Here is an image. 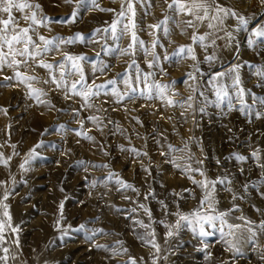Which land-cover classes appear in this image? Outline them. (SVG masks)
<instances>
[{
  "label": "rangeland",
  "instance_id": "1",
  "mask_svg": "<svg viewBox=\"0 0 264 264\" xmlns=\"http://www.w3.org/2000/svg\"><path fill=\"white\" fill-rule=\"evenodd\" d=\"M30 2L41 5L42 12L38 15H46L54 21L46 26H37V35L67 38L81 33L85 36L84 42L62 44L59 52L46 54L47 61L62 60L64 52L84 55L88 59L82 62V66L89 84L93 80L101 84L113 78L117 83L108 86L105 90L107 94L101 93L93 98L90 101L93 107L88 108L82 107L84 102L81 97L65 98L64 90L57 89L53 83H45L50 79L48 71L35 64L20 70L39 77L31 83L34 88L47 93L40 97L46 103H40L29 95L25 84L14 80L3 81V76H13V69L5 68L0 72V84L11 85L0 86V109H7L6 114L0 111V153L4 159L10 157L7 166L0 163V181L4 182L0 184V198L5 189L11 193L5 203L9 205L12 225L19 228L18 247L13 239L7 237L8 244L5 246L10 248L9 255L16 257L10 258L8 264H130V257L135 258L137 264H152L154 250L138 239L145 229L135 224V220L151 224L155 229L162 257L158 264H264L260 252V248H264V233L259 236V247L241 241L243 254L234 256L218 232L201 238L184 228L178 236L168 239L166 228L159 223L161 220L174 223L177 217L173 213L178 210L188 213L199 206L201 189L192 183L188 175L166 162L169 157L160 154L169 151V144L179 149L185 143L192 155V160L187 163H191L193 168L200 167L195 160H203L202 167L208 177L215 179L227 175L232 180L230 185L218 184L216 192L220 211H227L234 204L239 205L238 210L228 217L229 223L244 225V221L238 219L240 216L255 224L264 220V198L260 195L264 186L252 187L260 179L261 170L251 157V152L256 150L261 154L260 162L264 163V116L257 118L254 114L264 106L257 103L253 114L248 115L237 110V101L233 102L235 107L230 112L224 106L226 114H222L221 107L215 104L203 105L205 97L215 99L208 84L212 73L225 70L237 62L264 64V45L257 49L248 44L253 31L264 26V0H220V3L246 16L249 23L246 29L236 31V20L229 18L225 21L224 27L233 32L234 40L228 43L225 33H218L224 38L216 41L218 59L211 65L205 62L204 57L211 54L214 48L209 47L205 51L200 45L193 44L191 36L194 30L183 23L190 17L181 15L175 18V23L169 21V34L165 35L163 31L157 33L160 43L155 51L160 61L152 69L147 67V61L152 57L146 56L139 46L135 56L120 54V49L128 47L130 36L114 41L103 32H95L97 28H107L115 19V13L100 11L89 5L77 9L75 0L71 4L64 0ZM98 3L101 8L120 10V0H98ZM74 10L78 12L74 23L55 22L68 20ZM136 13L137 35L145 41L144 47L150 48L153 37L149 34L152 29L148 25L156 24L172 13L167 9L165 0H143L136 4ZM14 15L19 17L21 14L14 12ZM21 25L26 26L22 20ZM206 25L207 22L199 25L197 34L209 32ZM189 44L195 48L199 63L190 58L176 62L172 54L179 46ZM108 48L115 50L109 53L106 51ZM165 54L172 58L166 60ZM133 59L144 72L155 73L152 80L170 84L169 95L175 93V100L183 102L188 96H193L192 108H188L187 104L173 107L160 99L148 100L139 92L131 101L125 99L122 103H115L110 89L115 87L121 93L126 91L117 73H123ZM102 64L108 67L93 73V67L100 68ZM196 67L199 72L195 71ZM71 71L73 74L68 77L69 82L78 79L75 70ZM190 72L196 75L195 81L187 78L186 74ZM240 75L251 94L264 97V86H261L252 68L245 64L240 69ZM136 86L145 87L143 82ZM201 92L204 96L200 95ZM251 94L245 96L249 104L253 103ZM201 106L205 107L203 112L199 111ZM89 116L101 119L102 131L96 123L87 119ZM80 121H83V127ZM78 132H87L95 139H86L77 135ZM121 146L125 149L135 147L148 155L137 156L122 151ZM33 149L38 155L30 158L29 153ZM233 153L248 156L249 159L246 162L228 159ZM172 155L184 154L175 152ZM145 168L149 171L146 172ZM241 168L245 169L243 173ZM109 172L118 173L139 192L117 190L115 179L107 180ZM192 175L201 179L196 173ZM245 183L249 185L247 191L243 188ZM226 188H231V191ZM184 189H191L192 194L183 192ZM149 190L155 192V198L148 196L145 199ZM173 193H181L184 198ZM233 193L244 198L233 200ZM126 196L131 199H125ZM160 201L168 205L166 210ZM61 202L64 218L58 228L56 221L60 217ZM139 204H145L151 210V221L139 209ZM132 208H137V212L130 213ZM81 225H84L83 229H80ZM204 244L208 245L207 249ZM117 248H127L128 251L113 255V250ZM36 251L44 252L45 257L37 259ZM0 255H3L2 251ZM164 256H167L166 260ZM0 264L3 262L0 261Z\"/></svg>",
  "mask_w": 264,
  "mask_h": 264
},
{
  "label": "snow or ice",
  "instance_id": "2",
  "mask_svg": "<svg viewBox=\"0 0 264 264\" xmlns=\"http://www.w3.org/2000/svg\"><path fill=\"white\" fill-rule=\"evenodd\" d=\"M65 3L71 4L73 0H64ZM143 0H120V10L117 12L112 8H101L98 0H75L76 8L79 9L81 6L89 5L94 9H99L100 11L113 12L115 13V19L113 22L104 29H95L96 33L103 32L105 35H108L114 41H119L125 36H130V43L127 48L120 49L121 55L135 56L137 46H139L146 56L152 57L151 60L147 61V67L152 69L159 64L160 56L156 53L155 49L160 43L158 32L163 31L165 35L169 34L168 24L169 21L173 23L176 22V17L184 15L190 17L185 20L183 23L187 28L193 29V34L191 40L193 44L200 45L205 51L209 47H213L214 50L211 54L205 55V62L210 65L218 59L215 46L218 39H223L218 35L219 32L223 31L227 37V42L231 43L234 40L233 32L227 31L224 27L225 21L229 18H232L237 21L236 31L247 28L249 20L246 16L240 14L237 10L232 7L226 6L220 3V0H165L167 4V9L172 13V15H165L164 19L159 21L156 24L148 25L152 32L149 34L153 37L151 41V47H144L145 41L140 39L137 35L138 24L136 21V4L142 3ZM14 12H18L21 15L17 17L14 15ZM42 12V7L39 3H32L30 0H0V72L5 68L13 69V76H3V81L14 80L19 84H25L29 89V95L33 96L38 102L46 103L40 99L41 96L47 95L42 89H37L33 87L31 81L38 80L39 77L35 75H29L27 72L21 71V67H31L35 64L37 67L44 68L48 71L49 80L44 81L45 83H53L56 85L57 89L64 90L65 98L70 99L72 96H79L83 100L82 107H93V104L90 101L105 93V90L108 89L109 85H116L117 80L115 78L106 80L104 83L97 84L95 80L91 84L88 83L87 77L83 70L82 62L87 60L88 57L84 55H72L67 52L62 53L63 59L60 61L49 62L45 59L46 54L53 51H60V45L62 44H74L76 42H84L85 36L81 33H76L73 36L67 38L56 36L53 38H47L43 35H37L36 27L37 26H46V24L54 22L53 18L46 15L40 16L38 13ZM78 17V12L74 10L68 20L55 21L58 23H74ZM21 20L24 21L26 26L21 25ZM207 22V28L210 30L205 34H197L199 25ZM177 26H179L177 24ZM255 37V38H252ZM252 37L249 38L248 44L250 46H255L257 49L261 45H264V26L257 27L253 33ZM227 46V44H226ZM117 47H119L117 45ZM115 49L108 48L107 52H112ZM99 56V53H97ZM172 57L176 58V62H179L180 59L190 58L194 62L199 63L197 60V55L195 48L192 44L181 45L176 51L172 54ZM167 54H165V59H171ZM55 59V58H53ZM247 64L248 67L254 70V74L259 78L261 86H264V64H253L250 62L244 63H233L229 65L225 70L214 72L210 75L208 84L211 85V91H213L215 99L210 100L205 97L203 105L215 104L218 107H221L222 114L224 106L230 112L234 109V101L239 103V108L237 110L246 112L248 115L253 114V109L255 105L259 103L264 106V97L255 96L251 94L250 91L244 86L240 69ZM108 66L102 64L100 68L93 67V73L96 71H103ZM135 71H131V69ZM75 70V74L78 75V79L69 82L68 77H70ZM163 71V69H161ZM196 72H199V68H195ZM58 73V75H57ZM155 75L153 72H144L143 69L139 67L136 60H132L131 64L128 65V68L124 70L123 73H117V76L121 77L122 83L126 87V91L121 93L117 88L113 87L110 89L111 95L115 97V103H122L125 99L133 100L135 99L134 94L139 92L141 96L148 100L160 99L165 102L167 105L176 106L179 104L180 107H184L187 104L188 108H192L193 96H188L187 99L183 102L175 100L173 95H169L171 90V85L167 83H161L159 81L152 80V77ZM188 79L193 81L196 80V75L192 72L186 74ZM143 82L145 87L139 88L136 85ZM0 86H11L7 83L0 84ZM195 91V89H193ZM253 96V103L249 104L245 100L247 95ZM201 96H204V93H200ZM201 106L199 108L200 112L205 110V107ZM0 111L7 113V109H0ZM77 115L79 114L78 110ZM255 116L260 118L264 116V107L260 110L255 111ZM88 120L97 124L98 128L102 124V121L97 116H89ZM81 127H83V121H80ZM63 128V125L60 126ZM77 135H83L86 139L94 140L95 138L88 135L87 132H78ZM159 143V142H158ZM15 147V146H13ZM39 147V145H37ZM168 152H161L160 154L165 157H169L166 162L173 164L176 168L180 169L184 174L188 175V178L192 181L194 185L201 189V199L199 201V206L188 213L182 211H177L173 213L177 217L174 223H166L165 221H159L160 224H163L166 228L165 236L168 239L178 236L184 228L190 229V231L198 237H208L215 235L217 232L220 234L221 238L224 240V243L228 246V251L234 253V256H240L243 254L241 241L244 244H252L259 247L258 241L259 236L264 233V220L259 224H255L254 221L248 220L244 216L238 217V219L244 221V225L232 224L229 223L228 217L233 211L238 210L239 205H233V207L227 211H220L217 208L219 201L216 198L217 185H230L232 180L228 179L227 175L223 177H216L212 179L207 176L206 171L203 169V160H195L197 165L200 167L193 168L191 163L187 161L192 160V155L188 148V144L185 143L182 148H175L173 145H168ZM122 151H129L135 155L147 156V152H140L139 149L131 147L128 149L121 146ZM175 152L183 153L181 156H173ZM38 155L35 152V149L29 153L30 158H35ZM251 157L256 161L257 167L261 170L260 179L255 181L252 184V187L256 188L259 186H264V163H261V154L260 152L253 150L251 152ZM235 159L239 162H246L249 157L233 153L228 159ZM9 159H4L3 154L0 153V163L5 166L8 165ZM178 161H185L181 164ZM28 163V160L25 161V164ZM220 161L217 160V164ZM23 168L24 165L22 164ZM94 167H107V165H94ZM146 172L149 170L144 169ZM240 171L243 173L244 168H241ZM192 173L198 174L201 179H196ZM151 173L149 172V175ZM115 179V183L118 185L117 190H127L130 189L134 192H139L134 185L124 181L119 177L118 173L109 172L107 176L108 181ZM3 181H0V184H3ZM249 185L245 183L243 188L245 191L248 190ZM227 191H231V188H226ZM183 192H187L190 195L192 194L191 189H184ZM174 195H179L183 199L181 193H173ZM11 193L5 189L2 198H0V208L3 209V212L0 213V251L3 252V255H0V261L3 264H8V260L15 259L16 257H10V248L5 246L7 244V235L15 234L13 243L19 246V228L12 225V217L8 211L9 205L5 203L9 199ZM261 197L264 198V192L260 193ZM148 196L155 198V192L149 190L146 194L145 199ZM233 200L243 199V196H237L236 193L232 194ZM125 199H131V197H125ZM162 207L166 210L168 205L164 201H160ZM63 202L59 206L60 217L56 221V225L60 227V221L63 217ZM139 209H142L144 213L148 216L149 220H152L151 210L145 204H139ZM258 212L260 209H256ZM130 213L137 212V208H132L129 210ZM155 222V221H153ZM135 224L139 227L145 229V232L138 236V239L143 241L145 244L151 246L154 250L152 253V264H158L159 260L162 258L160 256L161 246L156 240L155 229L151 227V224H145L142 220H135ZM84 225L80 226V229H83ZM77 229V230H80ZM211 229V231L209 230ZM102 231V230H100ZM240 233L238 236L237 233ZM122 244V242H119ZM98 247H103L98 245ZM205 249L208 248L207 244H204ZM121 251L127 252V248H117L113 250V255H120ZM261 259L264 260V248H260ZM210 256V253H209ZM143 259V258H141ZM163 259H167V256H164ZM130 264H137L135 258L130 257ZM223 264V262H222Z\"/></svg>",
  "mask_w": 264,
  "mask_h": 264
},
{
  "label": "bare ground",
  "instance_id": "3",
  "mask_svg": "<svg viewBox=\"0 0 264 264\" xmlns=\"http://www.w3.org/2000/svg\"><path fill=\"white\" fill-rule=\"evenodd\" d=\"M3 211L0 209V213H2ZM12 213V212H11ZM15 213V212H14ZM13 214V213H12ZM14 235L15 234H10V235H7V237H9L10 239H14ZM47 237V236H46ZM45 237V238H46ZM7 241H8V239H7ZM21 241V240H20ZM8 244V243H7ZM35 255H37V259H40V260H42L44 257H45V253L44 252H42V251H39V252H37L36 251V254Z\"/></svg>",
  "mask_w": 264,
  "mask_h": 264
}]
</instances>
